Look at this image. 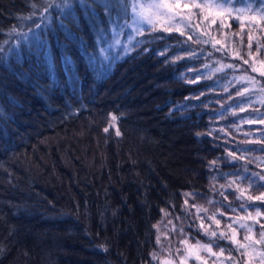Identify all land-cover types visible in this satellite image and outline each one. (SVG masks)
<instances>
[{"label":"trees","instance_id":"obj_1","mask_svg":"<svg viewBox=\"0 0 264 264\" xmlns=\"http://www.w3.org/2000/svg\"><path fill=\"white\" fill-rule=\"evenodd\" d=\"M35 3L0 0V264L179 259L183 243L204 241L200 217L206 227L223 214L225 228L244 196L264 193L243 179L264 174V137L246 125L264 120V104L243 105V87L206 73L220 57L213 45L157 26L110 63L97 38L102 7L93 18L73 0L63 27L54 10L41 46L23 40L41 19H25ZM216 25L214 40L230 38L239 64L264 62L237 22Z\"/></svg>","mask_w":264,"mask_h":264},{"label":"rangeland","instance_id":"obj_2","mask_svg":"<svg viewBox=\"0 0 264 264\" xmlns=\"http://www.w3.org/2000/svg\"><path fill=\"white\" fill-rule=\"evenodd\" d=\"M128 2L129 13H131V6L135 2V0H128ZM168 2L175 3L176 0H168ZM192 2L193 0H179V3L181 5L191 4ZM197 2H200V0H197ZM243 6L244 5L241 3L236 4V7L238 8ZM163 11L167 12V10ZM175 11L179 12L181 15L174 18H170V14L160 16L156 20L157 26L161 29L171 26L173 28L172 31H176V28H181L183 32L190 31L198 36H201L203 40L208 41L210 45L215 44V48H221V46H223V55L221 51H216L217 53H219L220 57L213 59L212 63L214 64H212L207 69L206 73H214L215 75L221 74V78H223L226 84L237 85L241 88L243 87L244 91L245 89H248L249 91L242 96L243 105L246 106L253 103L259 106L261 104H264V76L260 75V71H264V62L256 57H250L251 61H248L247 64H239V61H241V59L236 55L231 39L223 37L224 41L218 40L220 41V45L217 46V43L214 40L216 37L213 34L217 33L210 30V27H212L214 24H217L216 26H220L221 28L228 27L227 25L230 24L231 20H233L239 24L240 31H247L248 36L251 35L253 37L252 41H254L257 46H259L260 42L258 41L261 35L264 37V25L258 27L256 23L249 20L247 16H243L240 19H234L233 17L235 14H233V16L226 15L224 18H222V22L221 18H217L216 23H212L211 17H209V19L204 18L207 15V11L201 13L200 9H189L183 7H181L180 9H175ZM190 13H197V15L191 16V18L189 19L188 17L190 16ZM181 20H183V23L179 22ZM187 24H191V27L184 26ZM144 27L150 28L147 25H145ZM127 31L128 29H125V32ZM112 37L113 31L111 30L109 37H107L106 41H104V48H107L109 44H112ZM136 37L135 39H137ZM119 39L123 43L124 41L122 40H125V36L121 35ZM119 48H122V46L114 45L112 48V53L117 52ZM235 59H237L238 61H230ZM226 65H232L233 67H226ZM253 67L257 68L258 71L254 72L252 70ZM251 78H255V80ZM262 115V113L255 115L254 121L262 120L259 119L262 117ZM243 118L245 117H240V120L242 121ZM246 125L255 128L251 131L254 130L256 136L258 135L261 138L264 137V124L255 122L247 123ZM263 160L264 159H261L259 160V162H262L263 164ZM246 196L247 197L244 196V204H242L244 205V207L239 208L240 211H243L245 215L241 213L237 215H231L233 218L227 220L228 223L225 228H223L224 225H217L212 219L205 218L208 222H206L207 226L202 228V237L205 238L204 241L201 240V242H199L198 244L193 245L183 243L184 253L181 258L176 259V252H172L174 253L173 255H170L172 257L168 256L170 257L169 259L159 260L158 264H181V261L184 259H186V264H264V256L261 255V253H264V241L259 244L255 243V241L260 240V234L261 232H264V230L261 229L256 234L254 231V229L258 227V224H262L264 226V207L259 206L260 204H264V201L249 200L248 195ZM253 205H255V207H253ZM251 209L254 210L252 211ZM257 209L261 213V215L259 216H257ZM219 216H221V214H218V217ZM199 217L200 216H198V218ZM218 217L215 219L218 220ZM200 218L198 219V221L201 224ZM242 225L244 226L242 227ZM205 228L208 229L207 234L205 233ZM261 228L264 227L261 226ZM211 232H216L217 235L215 237H212ZM243 232H245V234L243 237H241L239 234H242ZM220 233H224V237H221ZM210 241H212L211 244ZM219 241H222L223 245H221ZM201 245H210L212 252H208L206 248L201 247ZM241 245H243V247H241ZM189 251H191L193 254L189 255ZM239 255L241 256L240 259L238 258ZM196 256H199L200 259H196Z\"/></svg>","mask_w":264,"mask_h":264},{"label":"snow or ice","instance_id":"obj_3","mask_svg":"<svg viewBox=\"0 0 264 264\" xmlns=\"http://www.w3.org/2000/svg\"><path fill=\"white\" fill-rule=\"evenodd\" d=\"M79 6L84 9L85 12L89 13L93 18L97 16V8H103L104 14L108 18V28L99 27L97 29V38L98 42H104L107 38V32L109 29L113 31L112 37V44H109L107 48L102 49L103 52L109 53V55L104 56V60H108L110 63L114 62L116 59L121 58L122 55H126L133 51L135 48H139L142 43H145L142 40L135 39L136 36L144 35L145 31H148L149 28H145L144 26L147 25L150 27L152 31H155L157 28L156 20L163 15H169L170 18H174L176 16H180L179 12H176L175 9L189 8V9H200L201 13L207 11V15L204 17L205 19H209L211 17V22L216 23L217 18H224L227 16H233L234 19H240L243 16H247V18L251 21H254L256 25L259 27L264 25V0H193L191 4H183L179 3V0H176L175 3L168 2V0H135L132 4V11L129 13L128 8V0H78ZM237 3H241L243 7H236ZM73 0H43L42 3L39 2L32 5L34 9H39L37 12H33L30 14L29 17H25V19H31L32 16L38 15L41 19L39 22L36 20L32 21V25L29 27L28 33L23 34V40L28 42L29 40H34L41 44L42 46V38L37 33L38 29L42 27H47L48 22L52 19L53 11L56 12V18L60 20L61 26L63 27V18H68L71 16V9H72ZM167 10V12L163 11ZM116 13L114 16L113 13ZM197 15V13H190L189 19L191 16ZM183 23V20L179 21ZM103 23V21H101ZM185 27H191V24L184 25ZM125 29H128L125 32ZM165 31H172L173 28L171 26L165 27ZM176 31L181 32V35H184V32L181 28H176ZM30 34V35H29ZM121 35L125 36V41L122 43L119 37ZM189 40L192 39V36L188 37ZM253 37L249 36V48L251 49V42ZM207 43L208 41H204ZM216 43H220V41H216ZM114 45L122 46L123 53H112V48ZM15 45H13L14 47ZM216 51H221L223 55V46L221 48H215V44L213 45ZM264 49V45H259L257 51ZM142 51L147 52L148 49L144 48ZM163 55V53H161ZM195 55V53H192ZM211 55V54H209ZM239 56V53H236ZM95 58V57H92ZM67 62V61H66ZM244 63H248L247 60ZM226 67H233L232 65H226ZM222 70V69H217ZM252 70L258 71L257 68L253 67ZM260 75L264 76V71H260ZM255 80V78H251ZM249 90L245 89L243 93H238V95H245ZM241 111H244L242 108ZM115 120V117H113ZM247 123H255L259 122L264 124V120L254 121L248 120ZM109 129L106 127L104 128V132H108ZM117 135L119 136L120 133L117 131ZM260 151H264V148H261ZM230 156H233L234 159H239L240 157H235L234 153L229 152ZM216 162L213 161L212 164L214 165ZM240 179V177H238ZM249 181V188L253 186L264 187V174L261 173H251L248 176L243 177ZM232 183H235L233 181ZM223 187V186H222ZM241 193L243 194L244 190L240 189ZM224 195L223 192L220 193ZM191 195V194H186ZM226 198V197H225ZM249 200H259L264 201V193H261L259 196H249ZM187 204V200L185 201ZM242 208L244 205L241 206ZM255 207V205H253ZM198 211H202V209H198ZM223 215V214H221ZM261 215L259 210L257 209V216ZM212 219L214 223L219 225L220 221L215 219V217H209ZM201 228H204V223L201 221ZM244 225H242L243 227ZM264 227V226H262ZM205 233H208V229L205 228ZM217 235L216 232H211V236L215 237ZM221 237H224V233H220ZM264 241V232L260 234V240L255 241V243L259 244ZM159 242V238H158ZM199 243V242H198ZM212 241H210V244ZM201 247L206 248L208 252H212L211 246H204ZM243 247V245H241ZM2 251V250H0ZM223 251V250H222ZM193 253L189 251V255ZM215 254V253H213ZM222 254V252H221ZM264 256V253H261ZM155 258V256H153ZM196 259H200L199 256H196ZM181 264H186V259L181 261Z\"/></svg>","mask_w":264,"mask_h":264}]
</instances>
